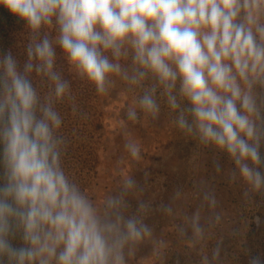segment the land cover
I'll list each match as a JSON object with an SVG mask.
<instances>
[{
    "label": "clouds",
    "instance_id": "clouds-1",
    "mask_svg": "<svg viewBox=\"0 0 264 264\" xmlns=\"http://www.w3.org/2000/svg\"><path fill=\"white\" fill-rule=\"evenodd\" d=\"M0 5L31 37L23 71L11 52L0 56V264H126L125 247L150 233L137 217H124L116 199L107 202L113 211L102 214L62 167L63 140L55 135L62 117L51 100L41 103L29 78L33 71L46 76L57 101L70 95L69 82L55 71L57 47L100 95L112 76L133 84L150 78L139 99L143 112L158 116L159 90L181 132L226 153L252 190L264 189V0ZM129 57L131 74L121 63ZM126 147L140 158L139 146ZM17 236L21 246L12 242Z\"/></svg>",
    "mask_w": 264,
    "mask_h": 264
},
{
    "label": "rangeland",
    "instance_id": "rangeland-1",
    "mask_svg": "<svg viewBox=\"0 0 264 264\" xmlns=\"http://www.w3.org/2000/svg\"><path fill=\"white\" fill-rule=\"evenodd\" d=\"M122 65L131 74L130 57ZM152 83L112 76L99 94L102 140L86 195L102 214L113 211L110 199L118 200L124 217L135 216L150 230L125 247L126 264H250L253 258L264 264V189L252 190L226 153L181 132L159 90L158 116L143 112L139 99ZM129 144L140 147L138 160Z\"/></svg>",
    "mask_w": 264,
    "mask_h": 264
},
{
    "label": "trees",
    "instance_id": "trees-1",
    "mask_svg": "<svg viewBox=\"0 0 264 264\" xmlns=\"http://www.w3.org/2000/svg\"><path fill=\"white\" fill-rule=\"evenodd\" d=\"M45 30L53 37L56 35L54 29ZM30 39L25 23L0 5V56L11 52L18 60L20 70L23 71V65L27 60L26 46ZM56 51L55 71L69 82L70 95L57 101L52 94L51 82L46 76L37 75L33 71L29 78L39 94L41 103L51 100L53 107L61 115L62 127L55 135L63 140L60 145L62 167L87 194V188L94 178L98 163V151L102 140L100 127L104 113L94 86L76 75L58 47ZM260 151L264 155V141L261 143ZM260 170L264 172V166H261ZM12 242L16 246L22 245L19 236Z\"/></svg>",
    "mask_w": 264,
    "mask_h": 264
}]
</instances>
